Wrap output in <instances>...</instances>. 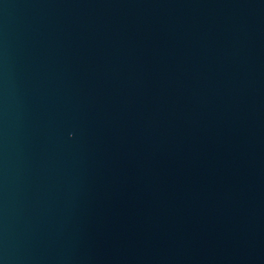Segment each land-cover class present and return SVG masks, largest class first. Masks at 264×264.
I'll return each mask as SVG.
<instances>
[{"label":"water","instance_id":"water-1","mask_svg":"<svg viewBox=\"0 0 264 264\" xmlns=\"http://www.w3.org/2000/svg\"><path fill=\"white\" fill-rule=\"evenodd\" d=\"M0 264H264V0H0Z\"/></svg>","mask_w":264,"mask_h":264}]
</instances>
